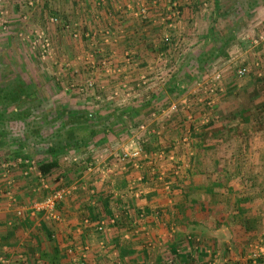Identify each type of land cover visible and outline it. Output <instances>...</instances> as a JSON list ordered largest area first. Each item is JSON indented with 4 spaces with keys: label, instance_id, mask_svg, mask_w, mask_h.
<instances>
[{
    "label": "crops",
    "instance_id": "1",
    "mask_svg": "<svg viewBox=\"0 0 264 264\" xmlns=\"http://www.w3.org/2000/svg\"><path fill=\"white\" fill-rule=\"evenodd\" d=\"M189 3L196 1L33 0L34 6L39 4L38 13L46 11L58 16L56 25L68 32L62 38L67 46L66 54L58 64L68 66L65 77L70 82L81 73L88 76L82 87L70 85L74 94L82 93L86 97L82 95L77 104H71L68 99L58 107L59 111L68 113L66 116H73L60 121L59 113H54L55 121L34 134L33 149L20 137L0 135V264H244L243 256L249 246L256 241L264 243V119L257 124L252 118L256 91L253 82L264 76L263 67L260 70L256 64L257 60L264 61V47L250 53L251 49H242L239 44L247 34L251 41L257 37L264 40L260 33L264 27L263 5L253 8V17L246 18L248 28L242 27L236 33V39L226 48V56L216 59L220 60L226 91L236 94L237 102L231 95L215 100L202 121L197 103H189L186 114L171 112L173 104L184 100L183 94L170 105L163 103L159 106L161 110L152 108L147 118L145 114H134L129 120L126 113L119 114L122 119L117 118V110L141 105L150 98L156 100V94L157 100L165 92L169 98L171 88L161 87L158 91L160 85L155 83L139 85L145 73L163 69L173 55L161 48L164 34L168 33L172 39L182 34L183 45L192 41L185 37L184 29L188 28L183 20L190 13ZM172 5L177 6L178 14L169 27L165 16ZM5 6L3 3L4 9ZM51 58L49 61L56 64L55 56ZM242 62L249 66L244 76L238 77L234 70ZM87 79L92 80L91 89L85 88ZM113 89L116 94L110 98L115 93ZM245 98L249 105H245ZM232 106L244 111L241 117L226 120L236 128L235 134H216L213 142L198 148L195 133L206 124L211 112H223ZM82 107L87 116L95 118L82 119ZM139 123L145 125L141 131L143 139L138 138L140 130L134 128ZM57 126L81 127L79 133L83 136L93 128L96 135L87 139L84 146L56 154V166L42 174L37 163L50 159L44 152V141L48 139L44 136ZM103 128L105 134L101 132ZM132 139L140 141L143 154L135 161L120 159V148L129 145ZM226 140H230V147L222 151L217 144ZM236 142L243 149H236ZM147 143L155 149L144 150ZM215 156L226 158L224 165L218 164L225 171L238 169L259 182L252 187L231 180L226 183L247 196L236 201L238 213L233 214L246 219L247 231L252 235L248 243L242 240L245 235L238 237L229 226L209 230L203 224L191 223L190 219L199 220L202 216L184 209L189 199L199 200L208 207L203 188L217 182L212 177L215 165L211 157ZM74 157L78 158L76 163ZM230 157L245 161L235 167ZM256 171H263L262 177L255 175ZM61 186L66 192L55 204L53 215L32 208ZM225 204L215 201L213 210L222 209ZM100 220L105 226L97 231L95 225ZM220 241L224 242L220 244Z\"/></svg>",
    "mask_w": 264,
    "mask_h": 264
},
{
    "label": "rangeland",
    "instance_id": "2",
    "mask_svg": "<svg viewBox=\"0 0 264 264\" xmlns=\"http://www.w3.org/2000/svg\"><path fill=\"white\" fill-rule=\"evenodd\" d=\"M195 1L196 3H189L190 7L188 10L190 11V13H188L187 16L183 19L186 22L185 27L188 28V30L184 29L185 37H188L187 40L191 39L192 41L190 43L185 41V45H183V42L180 40L182 34H180L178 39L174 35V40H179V43H181L182 46H180V48L175 47L174 49L168 50L173 52V55L170 58L168 57L169 59H167V61L165 62V70L167 68H170V70H172L174 67H178L182 60L188 58L189 54L195 53L202 43L205 31L209 27H212L213 36L215 37V39L225 33L228 28L232 27L233 21L237 22L236 27L234 28L235 36L237 32H240L242 27H244V29L248 28L249 22L247 21V19L253 17V8H255V6H247L248 0H219V5L215 8L213 6L212 0ZM255 1L257 2V5H263L264 7V0ZM3 3L6 5L5 9L3 8ZM36 3H38V1ZM0 4L5 11V13L0 15V21H2L3 25H5L3 28L0 26V85L13 86L15 83L21 82L25 83V85L27 86L26 88L29 91V96L26 97V99L24 100L25 102L20 104L21 108L25 109L27 112H29V114L25 118L7 119V117H9L11 113L17 111L14 109L16 108L15 104H7L6 108L8 111L6 110L7 113L5 114L7 117L4 118L6 120H2L3 128L0 127V132L2 133L1 136H5L8 134L11 137H20V139L23 140L24 136L27 137L29 134H35L41 128L43 130L45 124L47 125L45 120L52 118V115L54 113H59L58 115H60L61 118L60 121H65L67 120V118H71L73 115L66 116L65 113L67 112L59 111L58 107H61V105L66 103L68 99L71 104H77L80 103L79 100L82 99V95L86 97V95L82 93L74 94V92H72L71 90L70 85H73V87H82L84 80L88 78V76H83V74L81 73L80 77H76V80L70 82L65 77L67 74L65 73V71L67 70L68 66L64 64H58V61H62V56L66 54L67 46L65 43H62L65 42V40H63L62 38L64 37L65 39V33H68L67 31H62L56 25V22H49L48 19L52 16H55L59 20L58 16L46 13V11L38 13L37 8L39 7V4L37 5V7L34 6L33 0L31 5L25 4L24 0H6V2L5 0H0ZM22 16H24V18H22ZM260 29V33H262V35L264 36V27H261ZM56 35H58V37ZM247 35L243 40H240L241 42L239 40H236L239 41L240 46L242 45V49H251L252 51H250V53H255L262 47H264L263 39H259L257 37L255 41H253L254 39L251 41L249 40ZM41 38L46 39L48 43L45 48L40 46V44L42 43ZM54 41H56L57 45H55ZM70 42L73 43V40ZM250 46H252L253 48H251ZM52 55L55 56V59H57L56 64L52 63V61H49L50 59H52ZM255 55L258 54H254V57ZM63 59H65V57H63ZM219 61L220 60L213 62V64H211L210 66V69L221 68L219 67ZM64 62L65 61H63V63ZM263 63L264 61L262 59L257 60L256 66L261 70V67L264 66ZM248 66H245V63H243L241 67L245 69L248 68ZM218 71L220 74L222 73L220 70ZM56 72H58V74H54ZM61 72L65 74L61 75ZM150 72L147 73V75L145 73V79L150 77V79L147 80L146 83L151 82L155 83L154 85H160L159 88H157L158 91L159 89H161V87L165 89L164 87L168 81V74L170 72L163 74V80L155 79V71ZM261 73L264 74L263 68L261 70ZM54 77H56V79ZM200 77L193 83V81L195 80L194 77H192L191 74H185V78H187L188 81L186 80L187 82L182 87H179V89L173 90L172 92L170 89L169 98H166V94H168L167 92L163 93V103L170 105L172 101H177L179 100V98L181 99L183 97L182 95L185 94L187 98L185 97L184 99H186L187 103L196 104V102L192 99L193 95L195 94L191 93H193V88H195V85L201 80ZM263 77L264 76H262V78ZM92 78L93 77H91V79ZM205 79L206 78H204L203 80L206 81ZM220 82L221 89L218 88L216 92L214 91L215 93L213 95H210L212 99V105L213 103H215V100L218 99L219 101H221L222 99L227 98L230 95L234 99H236V94L232 95L231 92L225 93L226 85L223 84L222 78H220ZM139 83L140 82H138V84ZM206 83L207 82H204L202 87H204ZM139 86L141 87L143 86V84H140ZM113 91L114 89L112 90V92ZM115 94L116 92L109 97L111 98ZM70 96H72L73 101L70 99ZM196 105H198L199 112H202L201 116L207 117L209 111L207 110L203 112L200 110L199 104ZM212 105L211 107L213 108L214 105ZM157 110H161V108L158 107ZM188 110L189 108L183 106V103L181 101V103H178L177 105L175 104V111L171 110V112L174 114L179 113L181 115L182 113L186 114ZM149 112L151 111L149 110L145 113V118L148 117ZM139 124L144 125V123ZM35 125H38V130L36 129L34 133V128L32 127H36ZM46 128H48V126H46ZM134 128L140 130L136 127ZM141 131L144 130L139 131V139L145 138V136L141 135ZM25 143L28 144L26 141ZM29 146L30 145L28 144V148L31 149V147ZM243 160L245 161V159L243 158L241 163H243ZM255 173V175H260L262 177L261 174L263 173V171H256ZM236 182L240 184L239 181ZM230 189V186H226L225 188L219 187L215 189V191L211 194L206 193L207 200L204 201L208 205V208L211 209H214L213 205L215 201L219 200L220 202H227L226 212L228 219L230 218V216H232V213L236 209V205L229 206V203H232L233 201V198L230 194L232 193L231 191H234L235 195L236 193H242L239 189L238 191L234 189H231V191H229ZM243 197L247 198L246 194ZM214 199L217 200L214 201ZM221 225L216 228H219L221 226L222 229H225L226 225ZM203 227L209 230L213 229L212 227L206 225H203ZM219 235H222L225 238L227 237V234H222V232H219ZM260 236V238L263 239L262 235ZM223 242L224 241H220V244ZM243 257V263L249 264L245 259L246 253H244Z\"/></svg>",
    "mask_w": 264,
    "mask_h": 264
},
{
    "label": "trees",
    "instance_id": "3",
    "mask_svg": "<svg viewBox=\"0 0 264 264\" xmlns=\"http://www.w3.org/2000/svg\"><path fill=\"white\" fill-rule=\"evenodd\" d=\"M219 0H213V6L218 7ZM248 7L257 6V2L255 0H248L247 3ZM237 22L233 21L232 27L228 28L225 33H223L221 36L215 37L213 36L212 27H209L205 33V36H203L202 43L200 47L197 49L195 53L189 54L188 58L182 60V62L178 65V67H174L170 73L168 74V81L164 88H171V92L173 90L179 89V87H182L188 79L185 78V74H191L192 77H194V81H197L199 77L201 79H204V76L208 73L211 64L216 61L219 57H225L226 56V48L229 46L230 43H232L236 36L234 32V28L236 27ZM161 48L166 49V47L161 46ZM199 75V76H198ZM181 78V81H180ZM187 80V81H186ZM254 86L256 88V91H254L253 100L252 103L254 111L252 112V118L255 123L259 124L264 119V77L260 80H255ZM27 86L25 83H15L13 86H5L0 85V127H2L3 122L2 120L7 117L5 114L7 113V104H11L16 106L14 108L17 110L16 112L11 113L7 119L12 118H25L29 112H27L25 109H22L20 104L24 103L26 97L29 96V91L26 88ZM228 91H226L227 93ZM155 99L150 98L148 101H145L141 105H132L129 107V109H121L120 111L117 110V118L122 119V116L119 117V114L126 113V117L130 120L131 117L134 116V114H145L152 108H158L159 106H162V98L157 100L158 95H154ZM238 98V97H237ZM247 98V96H246ZM245 98L244 102L245 105H249V100ZM153 100L155 103H153ZM239 100V98H238ZM252 100V101H253ZM234 101L237 102V100L234 99ZM240 108V106H239ZM13 109V110H14ZM83 112L81 113L82 119L84 120H92L95 117L93 116H87V113H85L84 108L81 109ZM8 111V110H7ZM243 109H236L234 106L229 107L228 109L225 108L223 112H211L209 120H207L206 124H203L195 135L199 139V143L197 144V147L200 148L201 146L207 144H210L213 142V137L218 134L221 136V134L226 133L227 135L235 134L236 128L231 126L230 123L226 120H231L233 118L241 117ZM115 113L112 112L111 116L113 117ZM57 119V118H56ZM97 119V117H96ZM95 119V120H96ZM6 120V119H4ZM219 120V121H217ZM55 121V118H50L48 120H45V122H53ZM98 121V119L96 120ZM95 121V122H96ZM2 122V123H1ZM5 122V121H4ZM94 122V121H93ZM6 123V122H5ZM4 123V126H5ZM97 123V122H96ZM124 124V121L122 122ZM120 124V123H118ZM46 125V124H45ZM75 127V126H74ZM72 127H63V126H57L52 131H49L44 137H48L47 140L44 141L45 143V149L44 152L50 156V159L46 161H39L37 163V169L40 173L44 174L47 173L51 168L55 167L57 164V160L55 158L56 154L63 153L67 151L70 147L71 148H79L80 146H84L87 139H92L96 133L92 129L88 130L87 136H83L81 133H79L80 128H74ZM35 130H38L37 127H32ZM103 134H105L104 128L101 131ZM2 133L0 132V135ZM34 134H29L25 139H23L24 143L25 141L32 147L36 142V140L33 138ZM53 138H49V137ZM52 139V140H51ZM230 140L226 141H220L217 145L219 149L226 150L228 147H230ZM49 142V143H48ZM27 144V145H28ZM215 144V143H214ZM237 146V147H236ZM236 146H234L236 149H243L242 144L239 142H236ZM202 148V147H201ZM155 147L151 146V143H147L144 145V150L152 151ZM232 156V155H231ZM213 159L215 168L213 173V178L217 179V182H212L208 184L206 187L203 188V192L207 194H211L215 191V189L221 187L225 188L226 183L228 181H232V183H235L236 181H239L240 183L249 186L257 185V180L254 178L251 174L242 173L240 170L236 169L233 172H227L222 167H219L218 164L224 165V162L226 158L224 156H215L211 157ZM230 160H233V165L237 167L238 165H241L242 159L239 157H230ZM230 181V182H231ZM259 185V182H258ZM257 185V186H258ZM264 190V188H263ZM231 191V190H229ZM238 191V190H237ZM231 197L233 198V206H235V203L239 199H244L243 196H245L242 193H236L234 191H231ZM244 193V192H243ZM241 194V195H240ZM240 196L242 198H240ZM230 206V205H229ZM236 213H238L237 206L235 207ZM188 212H199V215L202 216L199 220L197 219H190L191 223H200L206 226H210L212 228H216L221 224H225L226 226H229L233 232H236V235L238 237H241L245 235L242 240L245 243H248L252 239L251 231L247 227V221L245 218H240L238 214H233L228 219L227 217V204L221 209L213 210L211 208L205 207V205L196 199H189L185 205V208ZM199 210V211H198ZM213 214V218H210V215ZM185 219H187L185 215ZM185 222V221H184ZM184 256V255H183ZM186 256V255H185ZM184 256V258H186Z\"/></svg>",
    "mask_w": 264,
    "mask_h": 264
},
{
    "label": "built area",
    "instance_id": "4",
    "mask_svg": "<svg viewBox=\"0 0 264 264\" xmlns=\"http://www.w3.org/2000/svg\"><path fill=\"white\" fill-rule=\"evenodd\" d=\"M24 3L27 5H31L32 0H24ZM174 6L172 5V6L168 7L167 10L169 13L165 16V20H169V22H170V23H168L169 27L172 26L171 21L173 20V17L178 14L177 6L176 5H174ZM3 13H5V11L0 4V15ZM22 18H24V16H22ZM48 20L51 23L52 22H58V19L55 16L50 17ZM0 26L2 28L5 26V25H3L2 21H0ZM161 40L165 45H167L166 50L174 49L175 47L179 48L181 45V43H179V40L172 39L168 33L164 34L162 36ZM41 42L42 43L40 44V46L43 48H45L48 45L46 39L41 38ZM218 70L219 69H217V68L216 69L215 68L210 69L208 71V73L204 76V78H206L205 79L206 81L201 79L195 85V88H193L194 91L192 94H195V96H196L193 98V100L197 104H199L200 110L203 112H205L207 110L210 111V108L212 105V99H211L210 95H213L218 90V88L221 89V87H220L221 86V82H220L221 74L219 73ZM263 70H264V66H263ZM170 71H171L170 68H167L165 70V67H164L162 70L156 71L154 77H155V79L163 80L164 79L163 74H166ZM244 73H245V69L243 67L237 68L235 70V74L238 77L243 76ZM144 79H145V77L143 76L141 79V84H144L146 82ZM204 82H207V83H206V85H204V87H202ZM92 85H93V83L90 79H87L85 81V88L91 89ZM182 103H183V106H185L186 108L190 107V105H189V103H187L186 99L182 100ZM171 109H172V111H175V104H173L171 106ZM201 115H202V112H201L200 116ZM186 118H189L188 113L186 115ZM199 118L202 121L204 119H206V117H204V116H201ZM137 128L140 130H144L145 126L142 124H139L137 126ZM142 154H143V150H142L140 141H138L137 139H135V140L132 139L129 142V145H126L125 147L122 146L120 148L119 158L123 159V160L128 158L130 160L135 161V160H138ZM77 161H78V158L74 157L73 162L76 163ZM24 162H28V161H24ZM18 163H19V161H18ZM28 165L30 166L31 163L28 162ZM91 166H92V163H90L88 165V168L90 169ZM65 192H66V190L63 186H61L60 188H56V189L50 191V193L47 196H44V198H42L41 201L37 202L32 208L37 209V210L43 209L48 215L51 216L54 214L55 204L63 198ZM5 193L7 195L9 194L7 191ZM135 195H136V193H135ZM17 214H20V211H17ZM139 216H141V215L139 214ZM110 221L112 222V220H110ZM104 226H105L104 221L100 220V221H98V223H96L95 229L97 231H102ZM245 259L249 262V264H258V263L264 264V243L261 241H256L255 243L251 244V246H249V249L246 253Z\"/></svg>",
    "mask_w": 264,
    "mask_h": 264
},
{
    "label": "bare ground",
    "instance_id": "5",
    "mask_svg": "<svg viewBox=\"0 0 264 264\" xmlns=\"http://www.w3.org/2000/svg\"><path fill=\"white\" fill-rule=\"evenodd\" d=\"M242 77V76H241Z\"/></svg>",
    "mask_w": 264,
    "mask_h": 264
}]
</instances>
